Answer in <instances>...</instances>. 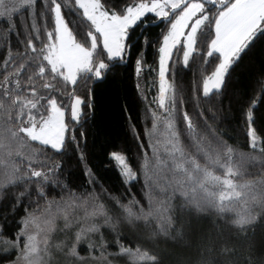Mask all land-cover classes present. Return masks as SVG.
<instances>
[{
	"label": "snow or ice",
	"instance_id": "snow-or-ice-1",
	"mask_svg": "<svg viewBox=\"0 0 264 264\" xmlns=\"http://www.w3.org/2000/svg\"><path fill=\"white\" fill-rule=\"evenodd\" d=\"M157 22L165 27L157 67H149L156 76L145 83L156 91L145 105L150 126L138 168L124 153H108L129 190L142 180L140 199L108 192L78 142L86 179H60L63 163L55 157L77 141L74 124L92 107L91 88L86 100L77 86L104 77L139 42L136 29ZM0 24V264H115L124 257L125 264H165L156 250L161 238L194 247L187 264H264V240L255 239L256 228H264V137L253 127L258 101L246 109L248 151L210 122L232 68L264 39V0H0ZM13 35L22 37L15 50ZM190 61L200 79L186 98L170 68H189ZM144 67L141 51L138 78ZM257 83L264 99V66ZM257 164L261 174L245 178ZM210 216V230L198 231ZM234 239L244 241L243 251Z\"/></svg>",
	"mask_w": 264,
	"mask_h": 264
},
{
	"label": "trees",
	"instance_id": "trees-1",
	"mask_svg": "<svg viewBox=\"0 0 264 264\" xmlns=\"http://www.w3.org/2000/svg\"><path fill=\"white\" fill-rule=\"evenodd\" d=\"M24 16L25 13L21 12V19ZM2 27H6V25L0 24V28ZM164 27V24L158 22L147 23L138 27L136 29L137 35L133 37V40H137L138 36L139 42L123 61H112L110 68L106 70L105 76L101 79H94L89 81L87 85L81 83L77 86L76 93L84 96L86 100L88 89L91 88L92 107H85L80 123L74 124L77 141L72 143L66 155L55 157L56 160L63 163L60 179H76L79 183H83L86 179L83 175L84 164L79 162V151L76 150L78 142L85 154L87 165L92 168L99 182L103 183L108 192L121 195L125 200L133 195L140 199L142 180L134 183L129 190V186L122 183L115 161L111 160L107 153L120 151L129 158L134 169L138 168V153L142 151L139 144L141 142L147 144V138L144 137L143 131L146 125L150 126V117L146 118L145 105L151 100V88H154L152 84L145 87V83L150 76L152 78L156 76L154 71H149V67L152 69L157 67L155 50L158 47V37ZM140 33L142 35H139ZM145 37L147 41H145ZM18 39H22V37L16 35L11 37L14 50ZM141 51L143 52L145 67L138 78L135 71V60ZM4 55H6V44L0 40V56ZM101 58L108 62L106 56ZM262 66H264V39L257 41L247 55L232 68L231 75L227 78L226 87L219 96L214 98L216 119L215 121L210 120V122L216 125L218 132L225 141L241 151L249 150L246 135V109L251 105V100L254 98L257 99L258 103L254 108L253 127L259 136L264 137V99H260L258 96L260 85L257 83V73ZM2 67L3 60L0 59V68ZM211 68L212 65H209L207 70L211 71ZM173 69L174 83L187 98L191 94L194 78L200 79L196 65L192 64L191 61L189 68L175 64L170 68V73ZM169 78H173L171 74ZM138 83L141 85L140 89L136 87ZM64 103L69 104V99L64 98ZM187 108L192 112L191 104H188ZM206 115L211 116L210 113H206ZM65 119L70 120V106L66 111ZM81 131L84 132L83 136L80 135ZM134 132L140 133L141 140L138 141L134 137ZM217 172L223 174L222 170H217ZM260 174L259 164L255 167L248 166L245 178ZM97 190H99L98 187ZM144 203L146 204L147 201ZM4 211L0 208V222H3L2 214ZM18 215H23V209L18 212ZM212 219L215 217L210 216L209 219L201 220L198 231L210 230V220ZM255 231V239L257 241L264 240V228L257 227ZM12 232L13 229L5 224V235L10 236ZM106 238L112 240V237ZM192 241L195 242V237L192 238ZM233 242L239 250L243 251L244 241L234 239ZM125 243L127 244V241ZM0 247H3L2 243H0ZM156 250L161 251L165 264H187L190 259H194L196 256L194 247H186L184 242L176 243L164 238L157 241ZM82 254L84 253L82 252ZM125 261L126 257L119 258L115 264H125Z\"/></svg>",
	"mask_w": 264,
	"mask_h": 264
},
{
	"label": "rangeland",
	"instance_id": "rangeland-1",
	"mask_svg": "<svg viewBox=\"0 0 264 264\" xmlns=\"http://www.w3.org/2000/svg\"><path fill=\"white\" fill-rule=\"evenodd\" d=\"M181 55H182V54H181ZM151 87H152V86H151ZM151 89H152V93H151V94H152V96H154V95H155V91H156L155 85H154V88H151ZM152 96H151V97H152ZM109 153H110V152H109ZM107 154H108V153H107Z\"/></svg>",
	"mask_w": 264,
	"mask_h": 264
}]
</instances>
